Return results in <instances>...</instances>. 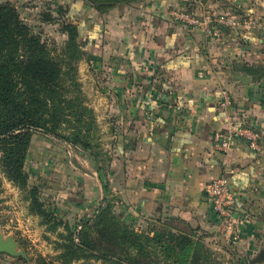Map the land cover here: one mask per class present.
Instances as JSON below:
<instances>
[{"label": "crops", "instance_id": "1", "mask_svg": "<svg viewBox=\"0 0 264 264\" xmlns=\"http://www.w3.org/2000/svg\"><path fill=\"white\" fill-rule=\"evenodd\" d=\"M77 8L85 51L79 81L109 147L115 211L133 228L168 224L212 252L227 242L237 264H264V79L248 72L264 69V0H138L104 14ZM182 9L252 17L258 25L215 26L208 36L175 20ZM233 124L258 130L261 150L252 152L242 140L228 152L215 148V133ZM95 163L49 198L61 219H78L75 209L107 196ZM219 177L228 181L241 224L238 238L228 241L204 191Z\"/></svg>", "mask_w": 264, "mask_h": 264}, {"label": "trees", "instance_id": "2", "mask_svg": "<svg viewBox=\"0 0 264 264\" xmlns=\"http://www.w3.org/2000/svg\"><path fill=\"white\" fill-rule=\"evenodd\" d=\"M135 1L138 0H81L79 4L90 3L99 14H104L114 7ZM71 5L66 6L63 15L68 14ZM73 16L77 22L78 14L71 16L74 19ZM59 34L70 56L65 61L64 74L70 82L69 91L75 93L73 98L63 97L60 93L61 64L50 58L39 37L23 25L14 8L8 4L0 5V144L3 152L1 162L8 173L14 171L20 175L31 132L35 129L50 132L74 150L84 151L93 158L92 143L84 138L83 127H78V123L86 125L77 67L85 51L78 42V22L65 23ZM248 72L264 79V69H250ZM72 121L75 126L69 136L57 132L62 124ZM113 209L109 203L98 208V220L93 225L75 217L71 222L60 218V222L70 239L74 230L81 226L76 248L90 253L93 260L112 264H216L209 248L192 238L191 234L176 229L173 232V227L168 224L153 234L131 229L128 224H100L113 214ZM91 229L98 233L97 237L88 234Z\"/></svg>", "mask_w": 264, "mask_h": 264}, {"label": "rangeland", "instance_id": "3", "mask_svg": "<svg viewBox=\"0 0 264 264\" xmlns=\"http://www.w3.org/2000/svg\"><path fill=\"white\" fill-rule=\"evenodd\" d=\"M79 1L81 0H0V5L8 4L15 9L23 25L27 26L33 35L39 37L50 58L61 64L63 75L60 93L66 98H73L75 93L69 91L70 82L64 74L67 66L65 61L70 56L59 30L65 23L76 24V16H73L74 19L71 16L74 13L78 14ZM71 3L70 11L63 15L67 10L66 6ZM84 5L89 10H95L90 3ZM79 84L81 106L86 109L83 112L86 125L78 123V127H83L86 136L84 138L92 143L93 158L84 151L74 150L67 142L61 141L52 133L35 129L31 132V139L19 170L20 175H16L14 171L8 173L9 171L2 165L3 152L0 144V233L4 239L13 240L17 244V250L24 253L25 258L12 259L16 264H112L93 260L90 253L76 248L81 228L74 230L70 239L65 227L61 225L63 223L60 222L59 215L55 213L54 204L49 201L54 194L67 189L73 181H77L81 171H86L85 167L92 168L93 161L106 180L103 191L107 192V196L104 194L102 202L95 197V204L92 203L94 205L89 207L86 205L88 209H75L81 216L78 221L96 224L97 209L109 203L114 206L113 214H109L100 224H127L125 214L115 211L116 198L109 195L108 144L104 142L98 119L89 101V92L80 81ZM74 123L72 121L70 124H62L57 132L69 136L72 127L75 126ZM14 178H17V182L13 180ZM77 189L78 186L73 190ZM98 203L100 205L97 207ZM161 224L156 225L157 228L153 224L154 227L147 225L139 230L153 234L162 231L164 227ZM130 228L137 229L131 226ZM88 234L93 238L98 236L92 229ZM226 247L227 242L224 241L222 249L224 248L226 253L213 251L212 258L216 264H237L238 260ZM80 258L82 261H76ZM0 264H4L1 258Z\"/></svg>", "mask_w": 264, "mask_h": 264}, {"label": "built area", "instance_id": "4", "mask_svg": "<svg viewBox=\"0 0 264 264\" xmlns=\"http://www.w3.org/2000/svg\"><path fill=\"white\" fill-rule=\"evenodd\" d=\"M175 20L186 24L188 27L201 30L206 35H211L213 27L225 26L231 30L238 28L254 29L258 22L252 17L242 19L235 16L223 14H206L198 16L189 10H178L173 13ZM229 106L230 102L226 98L222 103ZM242 140L246 142L249 150L259 152L261 150V134L254 128L243 124H233L225 132H216L213 139L214 147L222 152L231 150L235 141ZM205 195L212 206L218 220V229L220 237L228 241L237 239L241 233L240 221L232 213L233 197L225 177H219L209 181L205 188ZM78 226L76 229H80Z\"/></svg>", "mask_w": 264, "mask_h": 264}, {"label": "water", "instance_id": "5", "mask_svg": "<svg viewBox=\"0 0 264 264\" xmlns=\"http://www.w3.org/2000/svg\"><path fill=\"white\" fill-rule=\"evenodd\" d=\"M241 79H248L247 77L241 76ZM0 254L5 255L11 258H25V255L22 251L17 250V244L11 239H4L0 233ZM264 255V253H263ZM261 260L258 258L255 261Z\"/></svg>", "mask_w": 264, "mask_h": 264}]
</instances>
